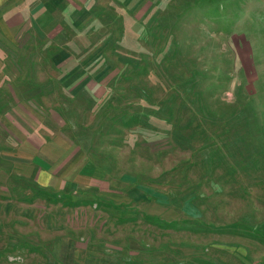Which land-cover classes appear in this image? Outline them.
<instances>
[{"label":"rangeland","instance_id":"374dc122","mask_svg":"<svg viewBox=\"0 0 264 264\" xmlns=\"http://www.w3.org/2000/svg\"><path fill=\"white\" fill-rule=\"evenodd\" d=\"M90 2L69 111L57 91L70 166L0 150V264H264V0ZM32 41L0 37V67Z\"/></svg>","mask_w":264,"mask_h":264},{"label":"crops","instance_id":"0c3cea01","mask_svg":"<svg viewBox=\"0 0 264 264\" xmlns=\"http://www.w3.org/2000/svg\"><path fill=\"white\" fill-rule=\"evenodd\" d=\"M88 2L90 0H0V37L11 44H17L16 38L22 36L37 40L24 49L34 55L31 67L26 65L21 70L10 63L4 64L6 71L5 67H0V122L6 124L8 132L13 129L23 137L17 145L5 144L0 146V150L23 152L24 156L27 155L24 159V162L28 161L25 162L26 165H36L37 160L40 161L39 154L43 155V150H46V156L61 160L60 163L67 161L66 165L70 166L68 151L76 148L70 144V140H64L59 134L60 125L56 121V112L61 109V99L57 91L59 87H67V99L64 103L69 111L70 77L74 75L72 72L76 66L79 70L82 68V64H77L74 56H71L74 50L70 45V30L78 26L76 24L83 15L87 16L85 19L88 18L91 5ZM22 48L13 46L12 49L18 54ZM11 87L16 88L12 90ZM44 92H48L45 93L48 102L41 105L45 106L43 109H37L33 106L31 97L38 98ZM27 113L34 116L36 124L27 121ZM38 127L40 129H35ZM36 130L38 134L31 136ZM31 151L35 152L34 156H30ZM56 179L62 180L58 177ZM55 185L59 187L57 183ZM60 188L66 190L69 186Z\"/></svg>","mask_w":264,"mask_h":264}]
</instances>
